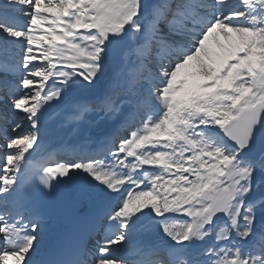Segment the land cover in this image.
Masks as SVG:
<instances>
[{
	"label": "snow or ice",
	"instance_id": "1",
	"mask_svg": "<svg viewBox=\"0 0 264 264\" xmlns=\"http://www.w3.org/2000/svg\"><path fill=\"white\" fill-rule=\"evenodd\" d=\"M0 150V264H264V0H0Z\"/></svg>",
	"mask_w": 264,
	"mask_h": 264
},
{
	"label": "bare ground",
	"instance_id": "2",
	"mask_svg": "<svg viewBox=\"0 0 264 264\" xmlns=\"http://www.w3.org/2000/svg\"><path fill=\"white\" fill-rule=\"evenodd\" d=\"M68 102V100L65 101V104ZM60 109H63L61 107V105H58V106H55V107H51V108H48V111H47V114H46V118H45V125H46V128H47V133L45 135V138H44V145L45 147L48 146L50 144V142L52 141H49L52 137H58V134L56 133V130L58 128H60V124H62L64 122V119L65 117L63 115H59L57 118L54 117L55 113L58 112V110ZM58 118H61L62 119V122L61 123H57V119ZM61 139H64V140H68L69 142L72 141V139H75L79 136V130L78 129H69V131L66 133V134H63L61 135ZM54 143L52 142L50 145H53Z\"/></svg>",
	"mask_w": 264,
	"mask_h": 264
},
{
	"label": "rangeland",
	"instance_id": "3",
	"mask_svg": "<svg viewBox=\"0 0 264 264\" xmlns=\"http://www.w3.org/2000/svg\"><path fill=\"white\" fill-rule=\"evenodd\" d=\"M106 71H110L109 69H106Z\"/></svg>",
	"mask_w": 264,
	"mask_h": 264
}]
</instances>
